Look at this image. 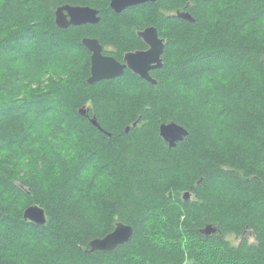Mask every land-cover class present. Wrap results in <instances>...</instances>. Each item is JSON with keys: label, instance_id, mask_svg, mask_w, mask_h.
I'll list each match as a JSON object with an SVG mask.
<instances>
[{"label": "trees", "instance_id": "1", "mask_svg": "<svg viewBox=\"0 0 264 264\" xmlns=\"http://www.w3.org/2000/svg\"><path fill=\"white\" fill-rule=\"evenodd\" d=\"M65 4L101 20L61 28ZM147 24L167 40L158 84L87 81L84 37L122 51ZM168 122L188 130L173 147ZM117 222L131 240L91 251ZM0 227L21 234L0 229V264H264V0H0Z\"/></svg>", "mask_w": 264, "mask_h": 264}, {"label": "water", "instance_id": "2", "mask_svg": "<svg viewBox=\"0 0 264 264\" xmlns=\"http://www.w3.org/2000/svg\"><path fill=\"white\" fill-rule=\"evenodd\" d=\"M156 1L158 0H111L110 7L119 13L129 7ZM55 10V23L61 28H68L71 25L93 24L101 20L99 10L88 5L65 4ZM177 16L194 21V18L188 11L178 10ZM139 35L151 45V48L145 51L128 53L126 60L129 68L146 81L158 84L157 79L150 74V70L163 66L162 57L165 50V42L158 37L155 27H148L145 30L139 31ZM82 42L91 52V75L87 79L89 83L99 82L123 74V65L119 64L114 58L103 55L102 45L97 38L84 37ZM80 112L86 115V110L81 109ZM90 121L95 126L101 128L95 117L90 118ZM159 132L164 140L169 143L170 147L175 146L177 142L188 135V130L177 122L162 123L159 127ZM190 197V192L184 193L186 200L190 199ZM24 217L39 225L47 222L46 210L38 204L28 206L24 211ZM217 230V227L207 225L202 231L210 235L217 232ZM133 233L134 229L131 225L117 222L115 228L108 234L90 241L91 251L114 250L118 245L129 242Z\"/></svg>", "mask_w": 264, "mask_h": 264}, {"label": "flooded vegetation", "instance_id": "3", "mask_svg": "<svg viewBox=\"0 0 264 264\" xmlns=\"http://www.w3.org/2000/svg\"><path fill=\"white\" fill-rule=\"evenodd\" d=\"M110 2H111V0H109V5H110ZM151 3H155V2H151ZM129 8H131V7H129ZM129 8H127V9H129ZM176 11L178 12V10H176ZM177 12L176 13L173 12L172 15H176L177 16ZM148 27H155L156 30H157L158 37L163 39L165 44H166L167 40L161 35L159 29L154 24H147V25H144L143 27H140V28H138L136 26H132L131 30H132L133 33H135V35L137 37V43L133 44V46H130V47L126 48V49H123L122 51H120V47L116 43H110V42L109 43H102L97 37H92V38H97L98 41L101 43L103 55L114 58V60H116L119 64L123 65V67H124L123 74H121L119 76L112 77V78H107V79L101 80L100 82H109L110 81V82L114 83V82L120 80L123 76H125L127 74H133V75H136V76L141 78V76H139L138 74H136L133 70H131L129 68L128 62L126 60V55L128 53H131V52L145 51V50H148V49L151 48V45L148 44L143 39V37H141L139 35V31L145 30ZM157 69H159V68H153V69L150 70V74L153 77H154L153 73ZM141 79H143V78H141Z\"/></svg>", "mask_w": 264, "mask_h": 264}, {"label": "rangeland", "instance_id": "4", "mask_svg": "<svg viewBox=\"0 0 264 264\" xmlns=\"http://www.w3.org/2000/svg\"><path fill=\"white\" fill-rule=\"evenodd\" d=\"M79 54V52L78 51H75V52H73V54H72V57L73 56H76V55H78ZM21 55H24V53H22ZM19 56V55H18ZM26 58V57H25ZM30 63V65H29V68L27 69V71H26V73L27 74H30V73H32L33 72V75L34 74H39V70H41L40 69V67H38V66H36V65H34L33 63H31V62H29L27 59H21L20 60V62L17 64L20 68H22V69H24V67H25V65L26 64H28V63ZM60 68V69H64V67L63 66H54V68L56 69V68ZM53 72H56V70H53ZM45 75H44V79H45V77H46V75L47 76H49V73L48 74H46V72L44 73ZM124 80H128V82H126L127 84H125V85H123V86H125V88L127 87V89L126 90H131L130 88H132V87H136L137 85H135V82H131V79L128 77V79H124ZM124 80H122V81H124ZM117 82V81H116ZM118 84H116L115 86H117ZM134 87V88H135ZM137 88V87H136ZM71 119V118H70ZM220 185H224L223 184V182H220L219 183ZM0 229H1V231L5 234V235H7V236H9V237H12V236H15V235H21V234H18V232L16 231V230H14V229H11V228H9V227H0ZM232 239H234V241H235V243H238L239 242V240L238 239H236V238H233L232 237ZM40 262H37V263H35V264H39Z\"/></svg>", "mask_w": 264, "mask_h": 264}]
</instances>
